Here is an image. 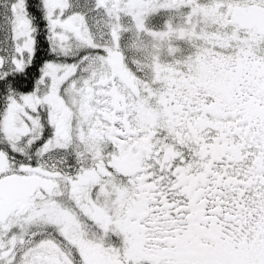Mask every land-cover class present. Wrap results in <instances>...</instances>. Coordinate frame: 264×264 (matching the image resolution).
Instances as JSON below:
<instances>
[{
  "label": "snow or ice",
  "instance_id": "6c2138e0",
  "mask_svg": "<svg viewBox=\"0 0 264 264\" xmlns=\"http://www.w3.org/2000/svg\"><path fill=\"white\" fill-rule=\"evenodd\" d=\"M0 264H264V0H0Z\"/></svg>",
  "mask_w": 264,
  "mask_h": 264
}]
</instances>
